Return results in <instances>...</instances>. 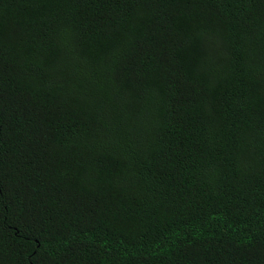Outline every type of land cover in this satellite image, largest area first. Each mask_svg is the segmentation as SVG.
Returning a JSON list of instances; mask_svg holds the SVG:
<instances>
[{
    "label": "trees",
    "instance_id": "trees-1",
    "mask_svg": "<svg viewBox=\"0 0 264 264\" xmlns=\"http://www.w3.org/2000/svg\"><path fill=\"white\" fill-rule=\"evenodd\" d=\"M0 264H264V0H0Z\"/></svg>",
    "mask_w": 264,
    "mask_h": 264
}]
</instances>
